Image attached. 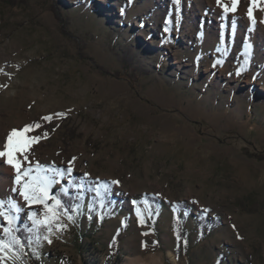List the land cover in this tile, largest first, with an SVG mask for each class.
Here are the masks:
<instances>
[{
    "label": "rangeland",
    "instance_id": "374dc122",
    "mask_svg": "<svg viewBox=\"0 0 264 264\" xmlns=\"http://www.w3.org/2000/svg\"><path fill=\"white\" fill-rule=\"evenodd\" d=\"M249 6L0 0V148L39 123L24 168L75 157L77 180L120 182L16 264H264V8L252 24ZM15 175L0 162V197L23 204Z\"/></svg>",
    "mask_w": 264,
    "mask_h": 264
},
{
    "label": "snow or ice",
    "instance_id": "6c2138e0",
    "mask_svg": "<svg viewBox=\"0 0 264 264\" xmlns=\"http://www.w3.org/2000/svg\"><path fill=\"white\" fill-rule=\"evenodd\" d=\"M216 2L225 14L235 13L239 4V0H216ZM249 4L247 15L252 24H255L253 9L257 6L264 8V0H249ZM65 115V113H55L42 119L51 122L54 116ZM40 127L41 125L37 123L25 126L22 130L13 129L7 136L5 145L0 148V162L6 163L16 173L11 191L18 194L23 201L21 204L14 196L0 197V264H16L21 257L27 255L25 249L34 246L35 250L32 254L36 255L44 243L49 245L52 243L54 233L67 229L65 219L75 223V218L80 214L81 209L79 201L84 199L89 191L93 199L103 201L111 191L110 184L120 183L117 180L111 181L110 184L97 181L89 186L83 182L89 177L88 173H85L81 180H77L73 177L72 166L75 157L73 161H69L66 168L57 167L54 162L51 165L36 162L34 166L28 162L27 168H24V162L28 158L24 155L21 159L20 154L27 153L32 144L38 143L48 135L47 132L42 136L26 134ZM69 184L71 187L68 186ZM56 185L60 186L58 191L54 190ZM133 204H136V201H133ZM25 208L28 209L26 214ZM91 210H95V205L91 206ZM22 214L26 219L24 223L21 220ZM137 215L140 216L141 213L138 211ZM177 237L179 239V233ZM143 247H148L147 243Z\"/></svg>",
    "mask_w": 264,
    "mask_h": 264
},
{
    "label": "trees",
    "instance_id": "16d2710c",
    "mask_svg": "<svg viewBox=\"0 0 264 264\" xmlns=\"http://www.w3.org/2000/svg\"><path fill=\"white\" fill-rule=\"evenodd\" d=\"M23 129H24V128H23ZM65 199H67V198L65 197ZM151 202H155V201L151 200ZM178 228H179V230L182 229V225H181L180 223H178ZM22 235H23V234H22ZM180 235H183V231H182V230H181V232H180ZM179 238H182V237L179 236Z\"/></svg>",
    "mask_w": 264,
    "mask_h": 264
},
{
    "label": "crops",
    "instance_id": "0c3cea01",
    "mask_svg": "<svg viewBox=\"0 0 264 264\" xmlns=\"http://www.w3.org/2000/svg\"><path fill=\"white\" fill-rule=\"evenodd\" d=\"M110 184V183H109ZM110 188H112V185L110 184ZM107 210H109L110 211V209L107 207Z\"/></svg>",
    "mask_w": 264,
    "mask_h": 264
}]
</instances>
